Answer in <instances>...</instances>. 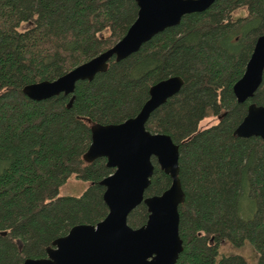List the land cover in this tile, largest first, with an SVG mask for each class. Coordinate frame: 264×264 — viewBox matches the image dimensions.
<instances>
[{"label": "trees", "instance_id": "1", "mask_svg": "<svg viewBox=\"0 0 264 264\" xmlns=\"http://www.w3.org/2000/svg\"><path fill=\"white\" fill-rule=\"evenodd\" d=\"M241 7L246 12L235 15ZM137 9L135 0H0V264L44 256L72 225L106 215L100 180L113 168L104 156L83 158L91 126L136 114L150 85L175 74L180 90L145 123L178 144L185 198L178 206L183 248L174 264H247L237 253L219 255L223 240L249 241L264 264V139L233 132L249 102L264 103V71L247 100L237 101L232 88L264 31V0H214L182 15L128 56L110 58L92 79L78 80L70 105L63 92L35 100L22 90L111 46ZM209 116L216 122L200 127ZM152 160L144 195L171 181ZM71 175L89 184L79 195L59 194ZM244 200L250 216L241 212ZM147 216L141 202L127 222L140 226Z\"/></svg>", "mask_w": 264, "mask_h": 264}, {"label": "water", "instance_id": "2", "mask_svg": "<svg viewBox=\"0 0 264 264\" xmlns=\"http://www.w3.org/2000/svg\"><path fill=\"white\" fill-rule=\"evenodd\" d=\"M135 19L111 46L75 65L54 79L25 84L23 92L35 100L60 92L69 94L71 104L75 84L92 79L106 70L110 58L120 60L139 49L141 44L165 27L177 24L182 15L203 11L214 0H135ZM264 71V31L256 38L242 75L234 82L233 92L239 102L253 96ZM183 80L170 75L152 83L148 97L138 112L119 122L95 123L83 158L99 156L113 171L100 182L104 185L106 215L94 223H77L56 237L46 247L44 256L26 257L22 264H174L183 248L179 235L178 206L185 198L179 171L178 144L165 132H154L145 123L151 112L176 94ZM234 134L264 139V103L253 101L235 126ZM155 158L170 178L162 192L144 195L151 181ZM143 202L148 210L145 223L128 224L129 212Z\"/></svg>", "mask_w": 264, "mask_h": 264}, {"label": "rangeland", "instance_id": "3", "mask_svg": "<svg viewBox=\"0 0 264 264\" xmlns=\"http://www.w3.org/2000/svg\"><path fill=\"white\" fill-rule=\"evenodd\" d=\"M245 12H246L245 7H241L240 9L236 10L234 14L236 15V14H241ZM27 25H28V22H23L21 23L20 27H25ZM214 122H216V118L214 116H209V117L203 118L199 122V126L205 127ZM88 184L89 182L87 180L71 175L59 187V194L79 195L84 191V189L87 187ZM241 210L244 216H250L253 213V209L251 208L250 203H248V200L243 201ZM227 253L240 254L246 259L247 264H257L256 253L253 250L252 245L249 241H245L240 246H235L227 240L221 241L219 245V255L227 254Z\"/></svg>", "mask_w": 264, "mask_h": 264}]
</instances>
